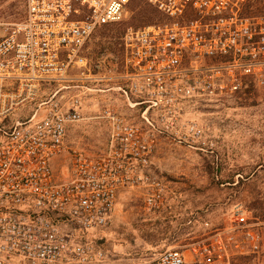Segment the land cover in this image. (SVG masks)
I'll return each instance as SVG.
<instances>
[{
	"label": "built area",
	"instance_id": "obj_1",
	"mask_svg": "<svg viewBox=\"0 0 264 264\" xmlns=\"http://www.w3.org/2000/svg\"><path fill=\"white\" fill-rule=\"evenodd\" d=\"M146 2L166 22L129 28L123 72L112 76L88 60L84 47L96 30L121 23L131 0H22L20 19L0 23V264H101V249L74 241L66 228L82 235L107 228L126 189H144L149 211L165 206L166 184L148 171L161 133L148 116L174 115L195 88L214 95L229 82L232 92L239 80L233 68L259 76L264 22L254 26L241 15L246 0ZM187 60L209 69L208 81L184 70ZM205 60L213 63L204 67ZM120 101L143 124L127 118ZM89 110L107 126L102 155L66 145ZM191 131L199 134L195 125ZM66 154L60 178L54 164ZM262 245L239 209L229 229L213 231L190 252L198 264H229L234 254L257 255ZM184 263V253L171 249L143 264Z\"/></svg>",
	"mask_w": 264,
	"mask_h": 264
},
{
	"label": "rangeland",
	"instance_id": "obj_2",
	"mask_svg": "<svg viewBox=\"0 0 264 264\" xmlns=\"http://www.w3.org/2000/svg\"><path fill=\"white\" fill-rule=\"evenodd\" d=\"M258 2L261 14H250L255 16L250 18L254 26L264 22V0L244 3L251 6ZM22 13L21 0L0 1V23L15 22ZM164 22L146 0H131L127 17L96 30L84 47V55L93 65H101L102 74H122L126 31ZM188 60L184 70L196 71L208 81L209 69L190 65ZM212 63L205 60L203 66ZM222 70L226 77V69ZM259 70L260 77L233 68L239 80L232 92L229 82L222 93L214 95L200 94L195 88L179 102L174 115L163 120L148 116L161 132L156 136L148 171L166 184L165 206L149 211L144 206V189H126L119 195L107 228L82 235L70 226L66 231L72 239L92 241L103 253L101 264H143L171 249L185 254L184 264H198L191 246L217 229H229L233 213L240 209L256 225L263 245L257 255H243L247 259L234 254L229 264H264V65ZM116 107L130 120L143 124L139 112L126 111L123 101ZM193 125L199 134L191 131ZM107 138L106 123L89 110L84 120L69 130L66 145L69 152L102 155ZM57 159L54 169L64 178L69 155Z\"/></svg>",
	"mask_w": 264,
	"mask_h": 264
},
{
	"label": "trees",
	"instance_id": "obj_3",
	"mask_svg": "<svg viewBox=\"0 0 264 264\" xmlns=\"http://www.w3.org/2000/svg\"><path fill=\"white\" fill-rule=\"evenodd\" d=\"M0 1H3V0H0ZM21 2H22V0H21ZM261 6H260V3L258 2V3H255L254 5H251V6H245V5H243L242 6V9H241V15L243 16V17H248V18H251V17H255V16H252V15H250V14H261V11H260V8ZM22 8H23V4H22ZM153 9V8H152ZM154 11L159 15V13L154 9ZM263 11V10H262ZM264 12V11H263ZM148 25H152V24H148ZM148 25H146V26H148ZM106 27H108V26H106ZM144 27V26H143ZM102 28H104V27H102ZM240 259H247V258H249V257H243V256H240L239 257ZM238 258V259H239ZM233 264V263H232Z\"/></svg>",
	"mask_w": 264,
	"mask_h": 264
},
{
	"label": "crops",
	"instance_id": "obj_4",
	"mask_svg": "<svg viewBox=\"0 0 264 264\" xmlns=\"http://www.w3.org/2000/svg\"><path fill=\"white\" fill-rule=\"evenodd\" d=\"M184 256H185V254H184Z\"/></svg>",
	"mask_w": 264,
	"mask_h": 264
}]
</instances>
